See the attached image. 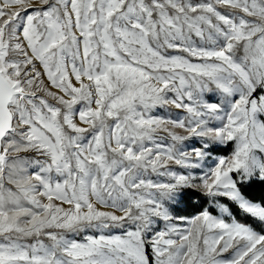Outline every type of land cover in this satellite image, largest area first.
<instances>
[{"label":"snow or ice","instance_id":"1","mask_svg":"<svg viewBox=\"0 0 264 264\" xmlns=\"http://www.w3.org/2000/svg\"><path fill=\"white\" fill-rule=\"evenodd\" d=\"M0 264H264V0H0Z\"/></svg>","mask_w":264,"mask_h":264},{"label":"trees","instance_id":"2","mask_svg":"<svg viewBox=\"0 0 264 264\" xmlns=\"http://www.w3.org/2000/svg\"><path fill=\"white\" fill-rule=\"evenodd\" d=\"M257 195H259V193H257Z\"/></svg>","mask_w":264,"mask_h":264}]
</instances>
